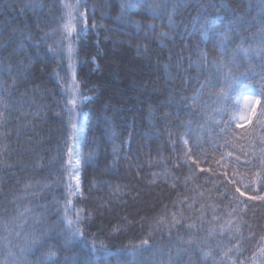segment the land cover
<instances>
[{
    "label": "trees",
    "instance_id": "obj_1",
    "mask_svg": "<svg viewBox=\"0 0 264 264\" xmlns=\"http://www.w3.org/2000/svg\"><path fill=\"white\" fill-rule=\"evenodd\" d=\"M153 2L160 0H149ZM201 2L207 4L208 0H183L187 7L176 14L177 30L173 31L167 26L166 16L153 18L146 6L133 9L125 18V25L116 20L120 15V0H88L89 5H96L92 19L101 27L86 35L74 34L70 57L66 54L68 42L65 41L64 56L69 58L72 71L67 74L65 61L54 57L47 47L54 39H59L58 34H52V29L61 24L63 13L59 5L54 6L53 0H0V26L7 21V26L3 27L4 38L12 34L13 47L17 50L15 57L9 56L11 48L0 54V63L14 68L20 60L30 63L26 79L16 72L11 77L7 72L0 75V82L8 86L13 78L19 83L7 97V121L0 126V165H10L0 167V220H8L28 208L31 211L23 217L27 224L23 229L14 227L13 232L50 227L57 231L66 229L60 216L68 196L63 185L69 182L71 171H64L68 165L64 143L71 135L70 121L77 124L84 116V141L79 144V150L85 156L90 150L95 153L81 169L83 195L70 197L74 204L70 205L72 210H84L85 237H77L75 247L70 250L44 248L29 255V260H37L41 252L58 251L59 264H65V257L69 258L68 264H72V257H83L91 251L83 247V239L98 245L103 242L112 251L139 245L153 231L154 218L162 216L167 209L166 218L170 219L173 212H183L185 220L177 228L164 226L155 231L150 240L153 250L144 251L135 262L161 264L164 261L166 264L169 251L175 254L177 241L188 238V224H195L192 233L204 238L210 229H218L229 219L236 221L235 216H229L235 207L228 191L232 188L231 179L233 176L244 178L247 183L261 171L253 153H259V139L264 136V130L249 125L250 136L240 139L229 134L225 143V139L220 138L222 125L217 122L224 119L227 111L239 108L238 104L248 92L255 97L264 89V56L245 51L233 56V51L241 45L247 49L253 44L251 38L258 32L261 19L259 5L264 0H216L217 6L208 9L211 18L215 19L212 13L220 17L221 27L230 21L236 22V36L224 55L226 63L235 60L238 79L225 100L219 103L216 100V94L223 87L221 84L205 89L201 93L202 102L190 107L191 100L187 98L199 90L214 71L213 64L195 66L200 54L206 53L210 61L221 56L217 40L192 31L193 18ZM64 3L70 4V0H60V4ZM32 4L44 7H30ZM220 4L226 7L219 10ZM132 21L156 27L155 30L147 27L137 30ZM44 32L51 38L36 47V41ZM160 32L169 33L171 38L160 39ZM113 63L120 67L115 68ZM73 72L78 91L91 99L78 100V107L69 113L68 99L61 93L56 77L66 83L70 76L73 78ZM212 83L216 81L213 79ZM220 108L225 109V113L218 112ZM256 110L258 113L259 105ZM33 113L39 115L33 116ZM180 137L188 139L190 145H203L197 150L200 167L193 165L195 179L187 182L185 177L191 174L188 165L182 163L181 152L185 146ZM200 168L205 171L201 172ZM58 180L63 183H54ZM36 181L52 186L44 190L25 187ZM253 187L257 191L249 195L264 194L258 185ZM248 204L242 218L250 227L241 226L245 238L242 255L233 251L225 259L223 251L232 246L229 237L213 234L204 251L211 249L214 258H205L199 248H194L183 264H221L222 260L224 264H233L237 259H250L260 237L264 236V202L248 201ZM37 217L41 218L38 224ZM117 229L121 231L117 233ZM250 233L255 234V241L250 239ZM0 237H7L0 243V257L6 254L9 240L12 245H22V237L9 236L2 228ZM49 243L59 244L60 241ZM12 250L19 252L17 247ZM93 259L89 264H104L102 259ZM108 259L115 262L116 257Z\"/></svg>",
    "mask_w": 264,
    "mask_h": 264
},
{
    "label": "snow or ice",
    "instance_id": "obj_2",
    "mask_svg": "<svg viewBox=\"0 0 264 264\" xmlns=\"http://www.w3.org/2000/svg\"><path fill=\"white\" fill-rule=\"evenodd\" d=\"M54 6L59 5L60 10L62 11V15L60 17L61 24L55 29H52V34H58L59 39L54 40L52 44H48V50L53 53L54 57H60L63 59L64 56V44L65 41L68 42L67 46V54L69 57L72 54L71 47V38L73 35L80 34H88L89 32L95 31L101 25L94 19L96 11V5H89L88 0H75V3L68 4H60V0H53ZM30 7H44L43 5L32 4ZM140 6H146V10L151 13L153 18H161L163 19L165 16L168 20V27L176 31L177 25L174 23V18L179 10L187 7L183 0H160L159 3H149V0H120V15L116 17V20L121 24H127L126 17L129 16L130 12L138 8ZM216 0H208V3L205 4L201 2L199 7L196 10V17L193 18L192 31H199L206 38L211 37L214 40L218 41L217 47L221 50L220 58L216 60L210 61L207 57L206 53H201L199 59L196 61L195 66L200 67L202 64L209 63L214 65V71L211 74V78L205 83L200 85V89L193 93L191 97L187 99L191 100L190 107L196 106L198 103L202 102L201 93L207 88L218 87L219 85H223L220 87L219 92L216 94V100L219 101L225 100L228 95V91L231 90L233 84L236 83L238 77L236 76V72L239 69L236 67L235 60H231L230 62H225V52L230 46V43L233 42L234 37L236 36V22L230 21L227 25H222V21H220V17L215 13H212V16H215V19L211 18L208 15V9L216 7ZM226 5L220 4L219 10H223ZM259 7L261 8V19L259 20V30L253 35L251 38L253 44H250L247 49L243 48L241 45L237 49L233 51V56L238 51L253 52L264 56V2H262ZM104 15V14H102ZM203 17V20H201ZM132 23L136 26L137 30L141 28L147 27L155 30V25H143L141 22L132 21ZM7 26V21H5L4 26H0V54L5 51H8L9 48L12 51L9 53L10 57H15L17 55V50L13 47L15 41L13 39L12 34H9L7 39L4 38L3 27ZM39 28V23L37 24ZM50 34L48 32H44L42 37H40L36 41V47H39V43L41 41L47 42L50 39ZM160 39L171 38L169 33L160 32ZM31 39V37H29ZM174 39V38H173ZM199 51V49H198ZM26 59L30 60V57H26ZM189 66L192 67L193 64L190 62ZM30 67V63L26 64L23 60L18 61V67L14 68L11 64L7 66L0 63V75L7 72V74L11 77L13 72H16L17 76L22 77L24 79L27 78V69ZM20 68L25 69V71H19ZM243 75V73H241ZM75 72H73V81L74 88L76 89V95L71 99L66 101V106H68L69 113H72L76 107H78V100L82 102L83 100H90L91 98L83 95L78 91L79 86L75 84ZM216 81V84L212 83V80ZM19 87V83L15 78H13V82L10 86L6 85L4 82H0V126L7 121V113L9 111L8 106V96L11 95V89H15ZM264 97V89L261 90L260 94L255 97H246L244 101V107L236 108L231 111H227L224 119L218 121V125H222L220 127V138L225 139V143H228L227 136L232 134L234 137L239 136L240 139H244L247 136H250L252 133L247 126H251L253 129L259 127L261 130H264V100L261 99ZM256 105H259V112L257 113ZM225 109L220 108L218 112L225 113ZM33 116L39 115V113H33ZM253 117H255V122L253 121ZM166 118V117H165ZM71 135L65 140L64 146L67 149L68 155V165L64 168V171H70V178L68 183H64V188L67 190L68 196L65 198L63 212L64 216L62 218L63 221H66L68 224V228H61L58 231L55 227H50L47 230H37L33 228L30 232L22 233L21 231L13 232L14 227H23L27 224L26 220H23L24 214L31 211L28 208L24 209V212H18L16 216L9 218L8 220H0V228L4 231L8 232L9 236L15 235L17 239L22 237V245H12V242L9 240L6 245L7 251L3 257H0V264H59V256L58 251L60 249L70 250L72 247H75V241L77 237L84 238L85 233L83 231V224L85 217L82 215L84 212L83 209L77 210L75 213V221L68 219V211L69 205H73V200L70 197L82 196L83 195V186L80 181V173L82 167L88 162L91 161L95 157V153L93 151H89L85 156L84 153L80 152L78 147H70L69 141L72 145H79L82 134L77 129V124L73 122H69ZM235 129H242L243 131L236 132ZM171 138V133H169ZM183 145L185 146L181 152L183 156L182 163L188 165V170L190 172L189 177H185V182L189 179H195V169L199 168V158L197 156V150L201 149L203 145L196 143L195 145H190L188 139L179 138ZM199 139V138H198ZM252 143V141H250ZM260 150L259 153H253L256 159L260 162L261 171L255 173L254 179H249L247 183H245V179H236L235 176L231 179L232 188L228 189V191L232 194L231 202L235 205L232 212L229 213V216H235L236 221H232L229 219L228 222L221 225L218 229H210L208 236L201 238L198 235L192 233V229L196 227L195 224H188L187 231L189 232L188 238L179 239L175 246V254L171 251L167 254L166 264H183V261L186 256L190 255L194 248H199L201 254L205 258H214L213 252L211 249L207 252L204 251L205 247H209L207 243L213 238V234L221 235L227 234L229 237V243L232 245L231 247L226 248L223 251V257L225 259L229 258L233 251L241 252L243 248L245 238L241 232V226L250 227L249 225L243 222V215L246 214V210L249 208L248 201H261L264 202V194H253L249 195V192H256L257 189L253 187V185L259 186V191L264 192V136H261L259 139ZM176 145L173 144V147ZM115 152V149H114ZM231 156V153H228ZM197 156V158H193ZM37 159H40L39 157ZM179 160L180 157L178 156ZM239 160V157H237ZM179 166V165H177ZM0 167H10V165H0ZM42 167V165H40ZM201 172H204L205 169L200 168ZM210 171V170H209ZM157 175V174H153ZM75 181V183H73ZM54 183H63L62 180H58ZM52 184L41 181H36L34 184L29 183L26 185V188L37 187L41 190L49 189ZM173 188L176 187L174 183L172 185ZM243 189V190H242ZM117 192L119 189L116 190ZM246 197V199H243ZM225 198H227V193H225ZM59 203V201H55ZM186 202V201H185ZM203 211V208L201 209ZM59 214V213H57ZM167 209L162 216L154 218L155 227L152 232L148 233V238L142 239L139 245L132 244L126 247H121L112 251L109 249L107 245L103 242H100L98 245L95 241L89 243L86 239L82 240L84 248H90L91 251L89 253H84L83 257L74 256L71 258L72 264H89L92 257H96L97 259H102L104 264H135L136 258L143 255L144 251L153 250V245L150 244V240L153 237L155 231L162 230V227L166 226L169 229L177 228L181 223L185 220V216L183 212H173L169 218L167 217ZM35 222L38 224L41 222V218L37 217ZM57 223H60L58 221ZM11 225V227H10ZM121 231L117 229L118 233ZM53 233H55L53 235ZM179 235V233H177ZM250 239L255 241L256 236L254 233H250ZM4 240H7V237H0V243ZM59 240V244H52L49 241ZM13 247H17L19 252L16 253L12 250ZM44 248H56L57 252H41V256L35 260L31 261L28 259L29 255L33 254L36 251H40ZM154 255L155 252L153 251ZM243 253L241 252V255ZM163 255V253H161ZM132 257V260H129L128 257ZM109 257H116L115 262L109 260ZM68 257H65V264H68ZM161 264H165L164 261H161ZM221 264H224V261H221ZM233 264H264V236L260 237V241L252 251L250 259L245 261H240L237 259L233 261Z\"/></svg>",
    "mask_w": 264,
    "mask_h": 264
},
{
    "label": "rangeland",
    "instance_id": "obj_3",
    "mask_svg": "<svg viewBox=\"0 0 264 264\" xmlns=\"http://www.w3.org/2000/svg\"><path fill=\"white\" fill-rule=\"evenodd\" d=\"M69 3V2H68ZM72 3H75V0H70V4H72ZM54 40H58V39H54ZM54 42V41H53ZM64 52H65V50H64ZM67 54V53H66ZM61 60V59H60ZM67 60V61H66ZM62 61H65V67H64V70H66L67 71V74H71L72 73V71H71V69H70V64L68 63V61H70L69 60V58L65 55V56H63V59L61 60V62ZM113 65L115 66V68H118V67H120L119 65L120 64H115V63H113ZM124 67V69L125 70H127L128 68L127 67H125V66H123ZM115 69H113V71H114ZM62 75H65V72H63V74ZM56 82L59 84V86L61 87V91L62 92H64L65 94H66V96H67V99L68 100H71L75 95H76V89L74 88V81H73V78L70 76V79L66 82V83H63V82H61V78H59V77H56ZM64 94V95H65ZM65 96V97H66ZM85 96H87V95H85ZM89 97V96H88ZM246 97H253V95L251 94V93H248V94H246L243 98H242V100L240 101V103L238 104V107L239 108H242V107H244V101H245V98ZM84 101V100H83ZM256 107V106H255ZM84 118L83 117H81L80 119H79V121H78V125H77V129H78V131L82 134V139H81V141L83 140V132H84ZM80 141V142H81ZM69 143H70V146L71 147H78V145H72L71 144V142L69 141ZM73 183H75V181H73ZM76 211L77 210H72L71 208H70V205H69V211H68V213H67V215H68V219H70V220H73V221H75V213H76ZM63 216H64V212H62V214H61V216H60V218H61V220H62V218H63ZM63 221V220H62ZM64 223H66V226H67V228L69 227L68 226V224H67V222L66 221H63ZM96 259V257H94V259L93 260H95Z\"/></svg>",
    "mask_w": 264,
    "mask_h": 264
}]
</instances>
